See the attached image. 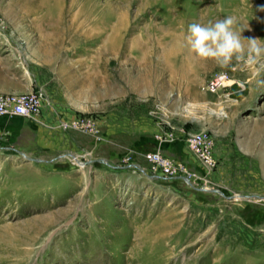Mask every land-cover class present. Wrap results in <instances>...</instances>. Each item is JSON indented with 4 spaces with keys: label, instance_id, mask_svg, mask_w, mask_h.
I'll list each match as a JSON object with an SVG mask.
<instances>
[{
    "label": "rangeland",
    "instance_id": "1",
    "mask_svg": "<svg viewBox=\"0 0 264 264\" xmlns=\"http://www.w3.org/2000/svg\"><path fill=\"white\" fill-rule=\"evenodd\" d=\"M49 1L0 0V93L45 94L0 117V264H264V68L185 43L235 16L264 45V0Z\"/></svg>",
    "mask_w": 264,
    "mask_h": 264
},
{
    "label": "clouds",
    "instance_id": "2",
    "mask_svg": "<svg viewBox=\"0 0 264 264\" xmlns=\"http://www.w3.org/2000/svg\"><path fill=\"white\" fill-rule=\"evenodd\" d=\"M238 20L235 16H226L207 25L192 23L188 26L185 37L186 46L199 58L214 60L221 66H228L233 60L246 66L259 64L264 58V45L259 38L244 37L245 29H236Z\"/></svg>",
    "mask_w": 264,
    "mask_h": 264
},
{
    "label": "built area",
    "instance_id": "3",
    "mask_svg": "<svg viewBox=\"0 0 264 264\" xmlns=\"http://www.w3.org/2000/svg\"><path fill=\"white\" fill-rule=\"evenodd\" d=\"M229 76L225 72L214 74L207 84V89L211 92H217L225 86ZM45 94L42 90H31L23 93H0V117H32L40 112ZM63 128L67 129L69 124L63 122ZM210 138L195 141L198 149L202 150L203 156L208 162L214 163L211 156ZM146 157L153 162L151 170L156 174L164 176L173 175L175 172L171 170L173 166L172 160L164 155L161 150L150 151ZM133 165V164H132ZM184 179L191 180V176L187 173L181 175Z\"/></svg>",
    "mask_w": 264,
    "mask_h": 264
},
{
    "label": "crops",
    "instance_id": "4",
    "mask_svg": "<svg viewBox=\"0 0 264 264\" xmlns=\"http://www.w3.org/2000/svg\"><path fill=\"white\" fill-rule=\"evenodd\" d=\"M6 118V117H5ZM8 119H5V122H6V125L10 126L11 128H18L20 127L21 128H24V124H22V122H26L28 121L27 119H25V117H21L23 118L22 121H16L15 119L13 120H10L9 117H7ZM14 118V117H13ZM38 128V133L36 134V139H37V142H43L45 144H48V143H55L56 141L54 140L56 138V135L57 133H55L54 135L52 134V132L54 131H50L49 129H47L46 127H37ZM50 134V135H49ZM47 146H53V145H47Z\"/></svg>",
    "mask_w": 264,
    "mask_h": 264
},
{
    "label": "bare ground",
    "instance_id": "5",
    "mask_svg": "<svg viewBox=\"0 0 264 264\" xmlns=\"http://www.w3.org/2000/svg\"><path fill=\"white\" fill-rule=\"evenodd\" d=\"M47 1L50 2L49 0H47ZM41 4H43V3L41 2ZM59 7H60V3L58 1L55 4H52L50 2V3H48V5H45V9H44L45 10V15H44V18L47 19L46 17L53 16L52 14H55L56 13L55 10H57Z\"/></svg>",
    "mask_w": 264,
    "mask_h": 264
},
{
    "label": "water",
    "instance_id": "6",
    "mask_svg": "<svg viewBox=\"0 0 264 264\" xmlns=\"http://www.w3.org/2000/svg\"><path fill=\"white\" fill-rule=\"evenodd\" d=\"M185 180H188V179H185Z\"/></svg>",
    "mask_w": 264,
    "mask_h": 264
}]
</instances>
